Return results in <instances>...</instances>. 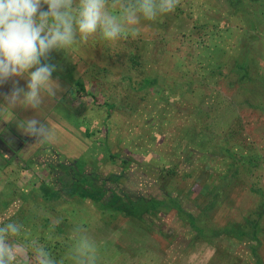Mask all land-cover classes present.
I'll list each match as a JSON object with an SVG mask.
<instances>
[{"label":"trees","instance_id":"1","mask_svg":"<svg viewBox=\"0 0 264 264\" xmlns=\"http://www.w3.org/2000/svg\"><path fill=\"white\" fill-rule=\"evenodd\" d=\"M216 1L212 4H219L221 8L228 5L233 15L242 13L246 18L251 16L249 8L253 4L264 5V0ZM43 10L46 11L47 7ZM179 11L180 6L155 22L142 20L138 38L129 36L121 39V45L118 41L115 44L106 41V45L97 38L89 41V45L102 57L101 61L104 55L108 57L109 54L111 60L115 61L119 54L127 60L129 67L115 88L116 93L118 89L122 90L118 95L102 85L104 81L113 83L114 79L108 69L101 71L100 62L94 61L93 67H88L76 77L78 65L73 61V49L78 45L64 51V64L57 66L55 54H61L58 50L51 51L47 60L42 61L56 66L53 78L60 81L66 90L62 98L72 107L75 99L84 94L96 96L87 91V84H91L92 91L95 85L103 90L105 100L101 104L94 101L93 110H106L107 130L103 139L97 142L105 147L103 150L107 156L104 159L108 161L109 169L106 175L89 172V162L81 158L46 161L42 154L53 149L50 144L32 149L24 139L28 136L18 135L9 129L18 140L19 145L14 149L0 135V169L6 170L18 161L24 163L22 170L29 171L33 165L43 170V176L35 184L21 185L18 190V185L12 183L8 191L0 193V223L23 224L21 239L16 238L21 244L26 236L34 234L58 262L71 264L68 255L70 234L76 226L86 229L101 253L104 251L102 248H107L101 239L117 225L131 226L163 241L166 250L173 246L181 247L186 233L182 231L187 227L192 236L186 244L187 251L195 250L201 242L216 245L221 241L233 247L243 245L249 248L252 259L242 264H264L262 51L257 53L255 49L245 47L246 44L239 47L238 44L220 46L204 42L197 44L199 48L191 47L188 55L176 59L182 72L174 91L187 102L188 124L182 129V134L175 137L172 160L160 169L156 178H141L138 171L136 175L140 176L134 178L136 159L133 156L125 158L122 152H113L109 144L114 135L111 129L113 120L118 115L138 116L142 129L135 133L134 141L141 138L143 143V128L152 130L164 122L165 117L169 121L177 117V114L168 113L172 105L162 97V84L156 69L166 53V40H170L167 30L184 21ZM209 25L210 21L196 23L193 28L202 32L203 29L208 30ZM220 26L212 25L213 29ZM156 30L157 34L150 35ZM210 34L213 40L218 35L215 31ZM244 36L250 37L251 34L246 31ZM140 43L144 44L145 54ZM80 45L84 49L87 47V44ZM150 46H155V50L153 56L147 58L146 49ZM59 67H62L60 71ZM130 70L134 73H126ZM212 80H216V88L211 86ZM74 108L78 112L85 111L78 106ZM83 120L79 118L77 125L85 124ZM153 138L145 146L149 151L157 142V136ZM159 157L162 159L161 155ZM113 166L118 170H113ZM245 204L248 206L244 208ZM233 209L240 211V215H228L223 221L214 217V225L209 226L212 214L218 211L229 214ZM173 218L177 220L171 226Z\"/></svg>","mask_w":264,"mask_h":264},{"label":"rangeland","instance_id":"2","mask_svg":"<svg viewBox=\"0 0 264 264\" xmlns=\"http://www.w3.org/2000/svg\"><path fill=\"white\" fill-rule=\"evenodd\" d=\"M212 3H217V1L181 0L179 13L184 21L173 24L171 29H168L166 32L170 40H166V53L160 60L162 64L157 66L156 71L160 75L162 97L172 105V109L168 108V113L172 115L177 114V117L171 121H169L168 117H165L164 122H161L158 127L152 130L143 128V132L141 133L145 136L144 143L141 138H139L138 141H134L135 133H138L140 128L142 129L141 121H139L137 115H118L113 120V122H115L112 124L113 127L111 129L114 135L109 139V144L113 152H122L125 158L133 156L136 159L137 163L135 166L137 169L134 170V178L140 176L139 174L136 175L137 171L142 174L141 178H143V176L149 179L156 178L160 173V169L166 166L169 160H172L171 155L176 140L175 137L182 134V129L188 124L186 110L187 102L180 94L174 91V89H176L177 80H180V73L182 72L179 69V65L176 64V59L188 55L189 51H191V47L194 46V48H199L197 44L204 42L216 43L220 46L225 45V43H227V45L238 44L239 47L246 44L245 47L249 46L255 49L257 53L262 51L261 54L264 57V5L253 4L249 8L251 16L246 18L242 13L233 15L228 5L226 8H221L219 4L216 6ZM223 18H228V20L225 21ZM208 21L211 23L208 30L203 29L202 32H197L196 29L193 28L196 23L200 24ZM212 25L221 26L217 29H213ZM212 31L218 33V35L214 37V40L210 34ZM246 31L249 35L251 34L250 37L244 36ZM157 33L158 31L156 30L153 34L150 33V35ZM97 39L107 45L106 41L99 38ZM91 40L93 39L89 41ZM89 41L86 43V49L83 48V45H78L73 49L75 51H73V61L78 65L76 77L87 71L88 67H93V63L100 62L99 67H101V71L103 68L108 69L112 73L111 78L114 79L113 83L104 81L102 85L106 86L109 90H114L115 92L113 94L118 95L122 90L118 89L116 93L115 88L117 87V82L122 78V73L129 67L127 60L125 61L123 54H119L115 62L110 59L109 54L108 57L104 55V60L101 61L102 57L98 54L97 50L95 51L89 45ZM115 43L116 42H114V44ZM118 44L121 45V42L118 41ZM140 45L144 47V44L140 43ZM154 47L155 46H150L146 49L147 58H150V55L153 56ZM60 51V55L56 56L55 54L57 66L66 62L65 59H63L65 56L64 51ZM61 68L62 67H59L58 70L60 71ZM34 70L35 69H32L31 71ZM101 71L100 73L104 76ZM78 72L80 74H78ZM126 73L133 74L134 72L130 70ZM53 75L54 74H52V80L55 81ZM97 75L101 77V75ZM211 82V86L216 88V80H212ZM11 84L10 82V85ZM10 85L8 86L9 91L12 88ZM66 88L68 87L66 86ZM87 91L89 93L91 91V93L93 95L95 94L97 97L84 94L75 99V104H73L74 107L78 106L81 109H85L83 112H78L76 108L71 106V103L69 105L66 104V100L62 98L66 93L63 87L56 93L57 99H55V101H57V103H54L47 97L45 98L41 105L46 106L45 115L42 113L41 117H39V115L36 114V119L44 123L48 122L51 125L54 139L48 142L53 149L50 151H43L42 155L45 157L44 159H46V161L52 162L57 160L72 161L78 158L86 159L89 162V167H87L89 172L95 171L96 173L106 175L109 164L108 161L104 159V156H107L105 150H103L105 147L99 144L97 140L101 141L103 136H105L107 130L106 124H108L107 122L105 123L107 114L105 108H101L99 111L93 110L94 101L96 104L103 103L105 95L101 87H97L96 85L95 90L92 91L91 84H87ZM0 105H2V103H0ZM30 116L31 113H29V111H24L22 107L19 108L18 112L12 111L10 114L0 113V135L7 141L10 147L17 149L19 145L18 140L12 135L10 130L15 131L18 135L26 136L19 129L18 124L20 121L27 120ZM79 118L84 119L83 122H85V124L82 126L77 125V123H79ZM251 118L252 117H250V119ZM69 119L72 120L70 121ZM97 131H101V133L97 134ZM93 132H95V134H91ZM154 136H157V138H155L157 142H155L153 148L149 151L148 147L145 146H148V144L154 140ZM24 139L30 143V146L35 143L34 138L24 137ZM144 147L147 148L146 151ZM159 155H161L162 159H160ZM22 165H24V163L20 164L18 161H15L14 165H11L8 169H0V193L8 191L12 183L14 186L18 185L17 189L19 190L21 189V185L35 184L38 182L39 178L43 176L42 167L33 165L31 166V170L25 171L22 170ZM112 169L118 170L115 166H113ZM247 199L251 200L249 197H247ZM245 206L247 207L248 204H245L244 208ZM228 215L237 217L240 215V211L233 209L229 214L218 211L209 217V226L211 227V224L214 225V217H219V219L223 221ZM174 220L177 219H171V226ZM182 232H186L187 234L185 233L183 235L184 240L182 244H180L181 247L176 248L173 246L166 250L163 241H159L157 238L146 233L138 232L131 226L124 225L119 227V225H117V227L110 230V232L101 239V242L106 245L107 248H102L104 250L102 253L98 252L99 260L97 264H242V262L252 259L249 255L248 247L243 245L233 247L221 241L216 245L201 242L195 250L189 249L190 251H187L186 244L192 236L189 234V228L187 227ZM35 237L36 235L29 234L26 236V240ZM17 239L20 240L21 237H17ZM19 240L16 241L20 243ZM117 245L120 248H117Z\"/></svg>","mask_w":264,"mask_h":264},{"label":"clouds","instance_id":"3","mask_svg":"<svg viewBox=\"0 0 264 264\" xmlns=\"http://www.w3.org/2000/svg\"><path fill=\"white\" fill-rule=\"evenodd\" d=\"M181 0H0V86L21 77L27 86L14 83L3 94L0 113L17 106L40 109L45 98L56 96L52 80L56 66L46 61L53 50L66 51L99 38L116 42L141 32V21L155 22L175 12ZM46 5L47 10H42ZM35 69L34 71H31ZM19 129L34 138L31 148L54 139L51 125L38 119L20 121ZM24 225L0 223V264H63L38 239L16 241ZM71 264H97L98 246L86 229L76 226L70 234Z\"/></svg>","mask_w":264,"mask_h":264},{"label":"crops","instance_id":"4","mask_svg":"<svg viewBox=\"0 0 264 264\" xmlns=\"http://www.w3.org/2000/svg\"><path fill=\"white\" fill-rule=\"evenodd\" d=\"M46 7H47L46 5L42 6V10L45 9ZM55 81L59 85L58 91H60V89H62L61 83L57 79H55ZM10 82L12 83L11 85H10ZM14 83H18L19 87L26 89L27 81L24 78H21V77L13 78L12 80L7 82L6 84L0 86V103H2V105H4V106H6V105H5V101H4V98H3V94L9 93L10 91H9L8 86L10 85L12 87ZM58 91H57V93H58ZM56 97L57 96L52 98L51 101H53L54 103H57V101H55V99H57ZM21 107L23 108L24 111H26V112L29 111V113H31V116L28 117L27 119H30V118H35L36 119V114L39 115V117H41L42 113H43V115H45L44 113L46 112V106H41L40 109H31V108H25L22 105L21 106H17L16 108L13 109V111L18 112L19 108H21ZM55 109H53V110H55Z\"/></svg>","mask_w":264,"mask_h":264}]
</instances>
